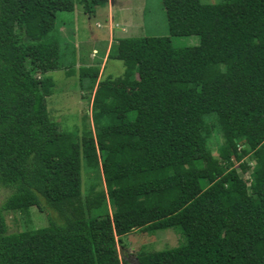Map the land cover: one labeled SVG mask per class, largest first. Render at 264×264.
Wrapping results in <instances>:
<instances>
[{
    "label": "trees",
    "instance_id": "obj_1",
    "mask_svg": "<svg viewBox=\"0 0 264 264\" xmlns=\"http://www.w3.org/2000/svg\"><path fill=\"white\" fill-rule=\"evenodd\" d=\"M108 3L0 0V264H264V0H162L170 35L119 37L108 57L122 76L80 66L94 129L63 130L48 108L49 73L66 66L50 33L59 11ZM188 35L200 43L174 44ZM83 167L106 188L85 197ZM32 207L48 225L9 233L6 213ZM166 228L181 244L121 256L122 236Z\"/></svg>",
    "mask_w": 264,
    "mask_h": 264
},
{
    "label": "rangeland",
    "instance_id": "obj_2",
    "mask_svg": "<svg viewBox=\"0 0 264 264\" xmlns=\"http://www.w3.org/2000/svg\"><path fill=\"white\" fill-rule=\"evenodd\" d=\"M203 2H218L221 0H202ZM113 4V9L121 8L127 12V19H133L135 27L118 23L126 36H166L170 35L168 20L162 0H109L106 7L99 6L93 15L84 12L80 4L74 11H59L56 25L50 33V38L60 44L61 60L67 67H72L74 72L68 76L65 68L51 71L49 74L55 80L53 94L48 98L50 116L57 121L63 130H76L80 134L85 128L94 129L92 121L94 90H88L80 82V66L99 67L97 81L109 76H122L126 70L123 60L108 57L110 42H113L110 52L117 48V38L109 35L106 29L108 11ZM137 17V18H136ZM119 19V18H118ZM117 20V18H116ZM123 20V19H122ZM121 20V21H122ZM110 23V21H108ZM116 21H114L115 23ZM114 37V38H112ZM173 42L178 47L198 45L201 41L199 35L175 36ZM114 39V40H113ZM109 52V53H110ZM108 54V55H107ZM208 145L215 156L219 157V149L224 138L217 122L209 118ZM245 161L250 165L255 164L253 159L246 156ZM242 162H236L235 166L243 170ZM83 195L94 194L92 185L97 182V189H105L103 176L97 181L95 174L83 167ZM102 175V171H100ZM98 175V174H97ZM248 175V174H247ZM8 187H0V203L10 194ZM48 214L37 207H32L29 213L10 211L6 213L8 232L14 233L23 230H31L48 225ZM182 233L177 228L160 229L155 232L135 229L122 236L118 249L121 256L127 257L133 262H138V254L141 252H154L178 246L184 240ZM125 246V248L122 247Z\"/></svg>",
    "mask_w": 264,
    "mask_h": 264
},
{
    "label": "crops",
    "instance_id": "obj_3",
    "mask_svg": "<svg viewBox=\"0 0 264 264\" xmlns=\"http://www.w3.org/2000/svg\"><path fill=\"white\" fill-rule=\"evenodd\" d=\"M103 7H106V6H103ZM110 8H111L110 11H108V19L106 20L108 26H106V29H103V30L108 32V28H109L108 33H110L109 34L110 36L113 32L112 36H114V37H118V38L119 37H126V35H123L125 33L124 30L122 28H120L119 25L117 26V24L123 23L125 26L130 25L132 27H135V24H133L134 23L133 19H131L132 14H130V19H127V12L125 10L122 11L121 8H118V9H116V12H115V10L113 9V4L111 5ZM116 18H117V20H116ZM108 21H110V23ZM114 21H116V22L114 23ZM114 37H112V38H114ZM112 45H113V42H110L109 52L111 50ZM109 52H108V54H109Z\"/></svg>",
    "mask_w": 264,
    "mask_h": 264
}]
</instances>
